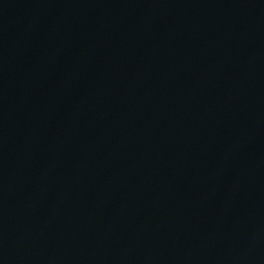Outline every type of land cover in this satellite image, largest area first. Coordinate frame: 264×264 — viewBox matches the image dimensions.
I'll return each mask as SVG.
<instances>
[{"label":"water","instance_id":"obj_1","mask_svg":"<svg viewBox=\"0 0 264 264\" xmlns=\"http://www.w3.org/2000/svg\"><path fill=\"white\" fill-rule=\"evenodd\" d=\"M0 264H264V0H0Z\"/></svg>","mask_w":264,"mask_h":264}]
</instances>
